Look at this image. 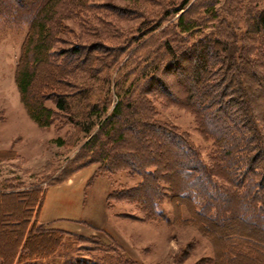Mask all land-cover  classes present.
<instances>
[{
  "label": "trees",
  "instance_id": "1",
  "mask_svg": "<svg viewBox=\"0 0 264 264\" xmlns=\"http://www.w3.org/2000/svg\"><path fill=\"white\" fill-rule=\"evenodd\" d=\"M217 2H211L212 9ZM68 3L66 8L64 0H0V22L28 24L14 74L28 118L47 128L60 115L89 137L81 147L82 163L69 175L95 165V177H123L115 187L111 179L107 209L129 205L127 214H114L195 229L212 250L211 258L195 264H264V7L256 13L247 9L246 34L239 37L227 26L226 32L194 39L200 20L185 19L182 13L173 36L185 37L164 40L156 48L148 41L138 45L117 70L129 65L137 69L136 75L128 80L135 74L132 70L113 81L109 72L104 77L103 69L105 61L107 66L116 62L114 68L118 54L111 57L101 45L54 50L65 20L87 16L86 22L79 21L88 28L91 19L94 26L102 25L92 16L91 0ZM207 5H199L204 14L209 13ZM212 20L222 19L213 12ZM99 38L106 42L115 35ZM97 82L107 89L112 82L118 96L105 118L106 101L93 100ZM154 100L164 109H180L193 117L196 133L211 145L207 162L187 133L158 117ZM127 181L132 184L126 186ZM44 195L38 189L0 192V204L13 202L22 208L13 215L18 235L12 249L0 247V264L48 259L56 264V256L57 264H112L71 257L80 236L37 224ZM165 201L173 218L162 208ZM113 264L137 263L119 257Z\"/></svg>",
  "mask_w": 264,
  "mask_h": 264
},
{
  "label": "rangeland",
  "instance_id": "2",
  "mask_svg": "<svg viewBox=\"0 0 264 264\" xmlns=\"http://www.w3.org/2000/svg\"><path fill=\"white\" fill-rule=\"evenodd\" d=\"M69 1L71 0H64L66 8L70 6ZM91 1L92 16L102 25L94 26L91 19L92 22H87L91 23L88 28L79 21L81 19L86 22L87 16L84 19L77 15L76 20H65L61 24L54 50L64 53L72 46L101 45L110 51L111 57L118 54L115 67L113 68L116 62L111 64L108 59L111 65L107 66L105 61L106 68L103 69L104 77L109 72L108 77L113 81L115 77L121 79L123 74L132 70L135 74H129L128 80L136 75L137 69L129 65L119 72L117 70L138 45L148 41L149 46L156 48L155 45H160L164 40L173 41L174 37H185L183 34L173 36L177 33L176 20L182 13H186L185 19L192 16L200 20L197 28L199 32L195 34L194 39L219 30L226 32L228 27L231 30L229 32L239 37L246 34L244 24L248 16L247 9L256 13L264 7V0H218L214 9L211 6L214 0H138L142 14L135 5V0ZM204 2L208 4L209 13L204 14L205 8L199 7ZM184 3L187 4L182 7ZM176 10H179L178 14H175ZM187 10L192 13L188 14ZM166 12L170 14L166 15ZM213 12L219 14L222 20H212ZM141 23L146 25L142 24V30L139 32ZM236 25L238 28L234 27ZM146 26L148 28L144 29ZM154 28L156 29L148 35L147 32ZM27 31V23L0 22V192L34 189L43 192L45 195L36 218L37 224L80 236L81 239L73 248L71 257L95 262L103 260L112 264L119 257H126L137 264H195L200 259L211 258L209 243L195 229L166 223H144L114 214H127L131 211L129 205L114 204L111 211L106 210V216L102 217L101 221L95 220L98 207L93 204V199L101 197L105 190L110 188V183L112 186V180L115 187L123 183L124 179L116 175L109 183L106 179L97 178L94 176L95 165L69 175L82 163L81 147L89 139L88 135L84 134L80 127L68 123L64 117L62 119L60 115H57L53 124L47 128L38 127L26 115L19 101L14 74ZM102 34L109 37L113 34L115 38L102 42L99 40ZM239 43L241 42L238 41ZM257 45H260V42ZM104 84H94L96 97L93 98L94 101H106L108 110L103 118L118 101L112 82L110 89ZM160 103V100H154L159 112L158 117L187 133L191 143L200 149L203 160L207 162L206 154L211 145L196 133L193 117L180 109H164ZM47 105L52 107L50 102ZM79 120H83V117ZM96 130L97 125L93 128V133ZM131 184L132 181H127L125 185ZM162 208L168 217L173 218L169 201H165ZM17 210L21 212L22 208L13 202L12 205L6 202L0 204V239H4V244L0 247L8 250L12 249L18 235L13 216ZM91 218L96 222H104L105 229H95L90 223L84 222ZM65 253L63 250L62 254ZM58 262L60 261L56 256L55 263ZM49 263H52V259L38 262Z\"/></svg>",
  "mask_w": 264,
  "mask_h": 264
},
{
  "label": "crops",
  "instance_id": "3",
  "mask_svg": "<svg viewBox=\"0 0 264 264\" xmlns=\"http://www.w3.org/2000/svg\"><path fill=\"white\" fill-rule=\"evenodd\" d=\"M94 171H95V169H94ZM97 178L106 179L110 183V180L108 178H106V177H97ZM69 182H70V179L67 180V183H69ZM110 188H111V183H110ZM110 188L108 190H105V193L101 197H98L97 200H95L96 198L93 199V204L95 206L97 205V207H98V210H97L98 211V213H97L98 216L96 217L95 220L99 219L101 221V218L106 216V210H107V207H106V195L109 192ZM95 220H92V218H91V220L84 221V222L90 223V225L92 227H94L95 229H99V230L105 229L104 228V222H96ZM41 222H43V221H41ZM43 223H47V222H43Z\"/></svg>",
  "mask_w": 264,
  "mask_h": 264
}]
</instances>
